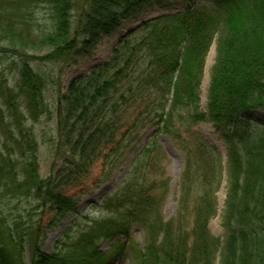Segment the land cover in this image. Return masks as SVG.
<instances>
[{
  "label": "trees",
  "instance_id": "16d2710c",
  "mask_svg": "<svg viewBox=\"0 0 264 264\" xmlns=\"http://www.w3.org/2000/svg\"><path fill=\"white\" fill-rule=\"evenodd\" d=\"M82 1L0 0V56L17 57L15 84L0 80V264H109L127 246L119 242L107 253L100 242L126 237L134 226L145 238L142 246L131 243L139 264H264V134H251L255 112L264 111V0H201L212 9L189 11L167 24L145 22L107 62L72 80L63 92L64 71L90 56L103 35L170 0ZM40 9L50 13L45 29L34 24ZM215 41L205 112L202 82ZM35 61L52 68L49 77ZM49 83L56 87V109L46 97ZM133 109L131 129L149 120L186 152L177 214L169 219L163 214L170 179L148 180L158 150L153 141L106 204L108 215L70 247L64 243L46 252V215L55 213L50 226H56L78 213L79 201L63 193L54 166L42 176L35 124L56 119L53 147L71 148L75 158L69 167L82 176L104 147L116 143L120 152L117 137ZM203 121L222 132L226 167L215 148L201 142L193 147L184 138L183 129L190 132ZM225 172L221 238L210 222L219 213L217 193Z\"/></svg>",
  "mask_w": 264,
  "mask_h": 264
},
{
  "label": "rangeland",
  "instance_id": "374dc122",
  "mask_svg": "<svg viewBox=\"0 0 264 264\" xmlns=\"http://www.w3.org/2000/svg\"><path fill=\"white\" fill-rule=\"evenodd\" d=\"M82 5V0H79ZM209 3L194 0H170L165 7L153 5L138 13L134 18L124 20L121 26L110 35H103L98 45L90 56L79 59V62L66 69L61 78V89L67 91L70 82L78 77L89 75L96 67L107 62L113 54L118 44L131 32L143 29V23L159 21L160 23H171V18L178 15H185L189 11L211 10ZM190 17L188 20H191ZM51 22L50 13L46 9H40L34 17V24L37 29H45ZM217 55V43L213 44L209 52L205 74L202 82L201 107L207 111L208 89L211 82V69ZM17 59L16 56L7 59L0 56V80L2 77L12 85L15 84L16 67L12 63ZM34 66L39 69L46 77L52 73V68L35 61ZM46 97L54 109H56V87L49 83L46 90ZM133 109L127 115L122 134L117 137V141H122L120 152L116 149V143L104 147L101 156L94 162L90 170L80 176L72 174L70 164L75 156L72 149L65 147L56 150L54 140L58 136L56 119H42L35 124L37 138L40 141V161L41 174L47 177L54 166L56 168V177L62 182L63 193L79 201L78 213L71 214L63 222L56 226H50L55 217L54 212H49L45 218L44 224V249L48 253L57 250V247L66 243L70 245L79 237L82 232H88L93 226L95 220L102 219L108 215L106 204L114 196L115 192L128 176L137 156L143 152L153 141L158 142V150L152 154V162L149 169L148 180L150 182H164L170 179L169 192L163 207L164 216L169 219L174 217L178 211V200L180 198V181L182 173L186 166V152L182 149L180 143L170 134L159 131L157 126L145 120L140 123L136 129H131L137 117ZM256 125L251 127L253 138H260L264 134V111L255 112ZM184 138L191 146L199 142L215 148L223 157L224 166L228 162V146L222 137V132L218 130L211 122L203 121L189 131L182 130ZM124 140V141H123ZM75 141H79V135ZM77 157V156H76ZM113 164V165H111ZM61 184V183H60ZM227 173L218 196L219 213L210 222V228L215 236L224 237V228L222 225V214L225 208L227 195ZM145 241L144 233L139 226H134L129 235L117 238L113 241L103 240L100 242L103 251L109 253L113 247L121 242L127 246L126 252L116 262L109 264H139L131 249V243L136 246L143 245ZM25 260L29 262V253H25Z\"/></svg>",
  "mask_w": 264,
  "mask_h": 264
}]
</instances>
